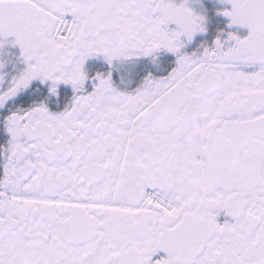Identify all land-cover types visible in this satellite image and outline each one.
<instances>
[{
	"label": "flooded vegetation",
	"instance_id": "af4514ba",
	"mask_svg": "<svg viewBox=\"0 0 264 264\" xmlns=\"http://www.w3.org/2000/svg\"><path fill=\"white\" fill-rule=\"evenodd\" d=\"M0 264H264V0H0Z\"/></svg>",
	"mask_w": 264,
	"mask_h": 264
},
{
	"label": "bare ground",
	"instance_id": "6f19581e",
	"mask_svg": "<svg viewBox=\"0 0 264 264\" xmlns=\"http://www.w3.org/2000/svg\"><path fill=\"white\" fill-rule=\"evenodd\" d=\"M70 32H71V24L65 27L64 31L59 33L56 42H58L59 44H65L68 41V36Z\"/></svg>",
	"mask_w": 264,
	"mask_h": 264
},
{
	"label": "water",
	"instance_id": "95a60500",
	"mask_svg": "<svg viewBox=\"0 0 264 264\" xmlns=\"http://www.w3.org/2000/svg\"><path fill=\"white\" fill-rule=\"evenodd\" d=\"M44 124V123H43ZM44 125H46V124H44ZM44 125H42V126H44ZM37 126V125H36ZM42 126H40V124H38V126H37V128H38V131H41V127ZM47 127H49L48 125H46ZM25 132V131H24ZM26 134V133H25ZM42 134H40V133H33V134H29V135H27L26 137H27V140H33V139H35V138H42Z\"/></svg>",
	"mask_w": 264,
	"mask_h": 264
}]
</instances>
